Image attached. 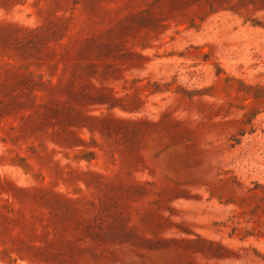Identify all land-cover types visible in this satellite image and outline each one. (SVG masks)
<instances>
[{"label": "rangeland", "instance_id": "obj_1", "mask_svg": "<svg viewBox=\"0 0 264 264\" xmlns=\"http://www.w3.org/2000/svg\"><path fill=\"white\" fill-rule=\"evenodd\" d=\"M0 264H264V0H0Z\"/></svg>", "mask_w": 264, "mask_h": 264}]
</instances>
